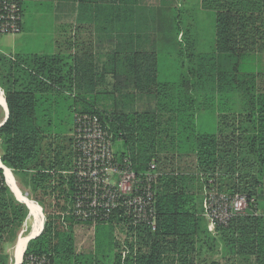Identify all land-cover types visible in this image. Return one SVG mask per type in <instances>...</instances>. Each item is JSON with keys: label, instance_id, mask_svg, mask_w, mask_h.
<instances>
[{"label": "trees", "instance_id": "16d2710c", "mask_svg": "<svg viewBox=\"0 0 264 264\" xmlns=\"http://www.w3.org/2000/svg\"><path fill=\"white\" fill-rule=\"evenodd\" d=\"M16 1L22 9L21 1ZM166 1L159 10L163 12L159 40L167 41L164 30L169 23V32L181 44L178 54L186 63V73L177 80H160L154 51L126 53L120 62L125 71L119 68L121 77L126 68L130 70L135 88L140 82L148 84L152 108L139 111L120 105L123 95L131 102L135 93L120 92L116 82L105 80L108 74L117 77L118 69H102L105 78L99 85H83L84 93L73 94L74 79L67 77L73 69H66L64 57L31 55L23 66L0 57L9 64L7 73L0 74L9 107V117L0 127L1 160L28 181L23 179L33 195H40V199L33 197L39 204L47 197L56 201L47 204L56 210L45 212L43 229L28 241L21 264H29L31 255L44 258L45 264H195L191 255H199L196 244L203 238L218 245L203 223L201 207L199 213L195 209L193 190L198 181L218 192L243 194L249 202L253 199L246 214L215 231L224 242L227 235V243L234 244L227 262L264 264V214L254 211L264 177V0H199L200 8L214 15L215 49L210 53L193 52L190 29L183 33L180 26H173L182 17L184 5L179 8L176 0ZM107 58L112 60L113 55ZM82 71L84 77L93 73L87 68ZM233 96L238 97L239 111L216 113V127L211 131L199 128V111L212 105L215 97L230 100ZM77 113L98 116L113 143H119L117 155L127 157L137 174L147 171L150 163L156 164L154 231L134 225L119 213L108 222L94 223L97 229L124 224L136 234L128 244L130 253L123 259L118 254L110 263L111 241L106 250L96 244L86 255L77 254L75 248L73 224L91 223L73 217L74 176L63 173L74 158L67 133ZM186 157L194 159L191 172L162 167L167 158L174 162ZM0 178V264H13L8 250L25 224L28 208L4 182L2 169ZM238 224L243 230H237Z\"/></svg>", "mask_w": 264, "mask_h": 264}, {"label": "crops", "instance_id": "0c3cea01", "mask_svg": "<svg viewBox=\"0 0 264 264\" xmlns=\"http://www.w3.org/2000/svg\"><path fill=\"white\" fill-rule=\"evenodd\" d=\"M20 1L22 3L23 10L25 9V7H27L26 4L31 2L47 5L44 10H46L45 12L48 13L49 18L55 21L53 25V32L51 34V40L49 43L50 50L44 52L36 45L31 44L27 37L29 35L25 33L22 34L23 32V24H22V30L19 34L0 35V57H3L7 61H16V63L20 64L21 66H23V61L29 58V56L31 55H37V56L56 55V56L64 57L65 61L67 62L66 69L68 70L70 69V67H72L73 69L71 75H69L70 72L67 73V77L69 80L74 79L73 94H75V93L85 92V87H83V85L89 84L90 88H92V85L95 83L99 85L101 80L105 78L102 75L103 72L102 69L105 68V61L107 57H109L111 54L113 55V59L111 60L113 61L112 68L114 70H117V67L120 68L121 66L120 62L122 61L123 57L127 52H132V51L155 52L154 46L156 45L157 35L159 33V29H158L159 16L163 13L161 12V14H159V10H161L162 7L160 5L166 0H20ZM176 1H180V0H176ZM166 2H169V0H167ZM123 3H128V4L135 3V4L125 5ZM166 12L168 15V10H166ZM2 61L3 60L0 61V74L2 71L6 72L7 68L9 67L8 62L2 63ZM82 68L91 69L93 73L89 72L86 75L87 77H84ZM115 73L117 72L115 71ZM109 75L112 76L111 74H108L105 78L106 81H108ZM108 82L110 83V81ZM0 97H1L0 100V127H1L9 117V107L6 101L5 90L1 85H0ZM130 104L132 105L131 102ZM134 109L138 110L136 109V107ZM228 110L229 108L226 107L225 111ZM215 114L214 117L216 121ZM72 131H73V124L71 125L70 130L67 133V135L71 138V142H72ZM2 156H3V149L0 146V166L3 167L0 169L4 170L5 168H7L11 172V176L14 180V183L17 185L21 193L29 197V194L25 192L21 184L22 179L20 177H17L10 168H8L3 164L1 160ZM71 167L67 170H64L63 173L69 174ZM7 186L10 188L15 198L18 201H20L16 197V194L8 185V183ZM25 186L29 188V186L27 185ZM31 200L35 201L39 205L41 212H44L43 204L44 205L49 204L50 206L51 204H54L56 202L53 197H47L45 202L42 204H39V202L34 200L33 197ZM48 210L50 212V211H55L56 209L54 207H51L48 208ZM31 216L32 215L28 208V216L26 218L25 224L28 222V220L30 219L32 220ZM42 218H43L42 222L40 226H38L35 218L33 217L34 222L36 224L35 232H39L41 228L43 229V225L45 221V216L43 215V213H42ZM88 224L95 225L94 223H88ZM33 225L34 224L31 221V225L30 227H28V232L23 237H27L28 235L30 236L32 234L31 229ZM207 228L208 230H210L209 226H207ZM20 238L21 237H19V239ZM14 246H13V253H14ZM93 251H94V247L91 252ZM13 253H11L12 263H14Z\"/></svg>", "mask_w": 264, "mask_h": 264}, {"label": "rangeland", "instance_id": "374dc122", "mask_svg": "<svg viewBox=\"0 0 264 264\" xmlns=\"http://www.w3.org/2000/svg\"><path fill=\"white\" fill-rule=\"evenodd\" d=\"M184 5V11L182 17L177 22L173 23V26H180V28L183 30L181 32L184 33L185 29L189 30V40L193 42L194 48H192L193 52L195 53H210L212 50L215 49V22H214V15L210 11L202 10L199 6L198 0H180L177 1V6L179 8H182ZM27 7L22 12V24H23V32L22 34H28V39L31 44L36 45L44 52H47L50 50L49 43L51 40V34L53 32V25L55 21L49 18L48 13H46L44 10L47 5L45 4H37L35 2L27 3ZM43 9V10H42ZM42 11V12H40ZM109 11V9H108ZM133 11V10H132ZM169 23H166L167 27L165 28V34H166V40L165 42H162L159 40V37L161 38V33L157 35V41L155 47V52L157 53L158 57V73H159V79L160 80H177L181 76L186 73V63H184V60L182 61L181 58H179V49L181 48V44L177 42L176 36L173 33L169 32ZM159 36V37H158ZM171 36V42L169 43L168 38ZM184 34L181 38H183ZM192 50H189L191 52ZM135 52V51H132ZM127 52V53H132ZM112 55V54H111ZM110 55V56H111ZM123 60V59H122ZM113 67V61L110 59H106L105 61V68L110 71ZM119 70V67H117ZM120 69L123 71L125 69L124 66H120ZM125 71V70H124ZM131 73L128 68H126V75L121 77L120 70L118 73V76L113 78L112 76H108V81L110 83L116 82L118 90L123 93H130L134 95V98L132 99L131 103L132 105H128L130 103V100L123 95L119 101L120 105L127 109H136L138 110H144L146 108H152L154 105V99L151 96H148V84L144 82H140L139 88H135V84H132V80H135L133 75L128 74ZM112 75V74H111ZM141 94V95H140ZM198 99L200 95H197ZM214 102L209 107H206V109L201 110V112H198V121L197 124L199 128L206 131H211L214 127H216L215 123V117L214 114L222 112H232V111H239L240 104L237 96H233L232 99L226 100L222 99L219 100L218 97H215L212 99ZM201 101H204V99H201ZM207 103V102H206ZM134 107V108H133ZM229 108L228 111H225V108ZM229 117V116H228ZM228 131V130H227ZM119 143H114V150H118ZM170 157V156H169ZM194 159L192 157H186L184 159L176 160L174 162L171 161V159L167 158L164 163L162 164V167L164 169H170L172 166H175V168H178L180 170L191 172L194 168ZM23 177L21 184L23 186V189L27 194H29V198L32 199L35 195H32V190L27 188L25 185H27L28 181ZM207 189V186L200 181L196 183V186L194 187V204L195 209L199 213L200 207L202 204V200L204 197V193ZM258 194L259 197L256 198V213L257 214H264V177L260 181V186L258 187ZM42 196V195H41ZM36 199H40V195L37 193V196H35ZM28 207V205H27ZM48 205L43 204V215L45 216V212H49ZM30 210V208H29ZM31 211V210H30ZM32 215V211H31ZM32 220H28L26 224H24L23 228L21 229L16 241L19 240V237H23L28 232V227L32 223L35 225L34 219L31 216ZM207 228V224L205 223V219L202 218ZM67 224V223H66ZM34 225L32 228H34ZM98 226L91 225L88 223H75L72 226V231L74 232V238H75V248L77 254H83L86 255L88 252H91L93 250V247L96 246V244L104 245V248L109 246L111 241V246L113 248L110 249V252L108 257V262H112L116 255L119 254V256L123 259L128 255L129 246L131 242L133 243L135 240V232H131L128 227H126L124 224H114V225H100V229H97ZM237 230L241 231L242 224L237 225ZM97 229V230H96ZM208 230V228H207ZM100 231L99 235L97 236L98 232ZM212 237L217 238V243L207 239L203 238L198 244H196V248L198 246L199 255L196 253H193L191 256L194 258L195 264H238L237 262H227L225 259L228 253L230 252L229 248L231 246H234V244H228L227 239L228 236L224 235L225 242L222 240V235L220 232L216 231H210ZM15 241V243H16ZM19 242V241H18ZM14 243V245H15ZM13 245V246H14ZM13 246L11 249H9V253H13ZM18 248V245H17ZM136 248L134 250L136 251ZM104 250V251H105ZM109 250V249H108ZM107 250V251H108ZM17 256H18V249H17ZM111 253V254H110ZM178 258V257H177ZM164 263H166L164 261ZM14 264V263H13Z\"/></svg>", "mask_w": 264, "mask_h": 264}, {"label": "built area", "instance_id": "2783aa9c", "mask_svg": "<svg viewBox=\"0 0 264 264\" xmlns=\"http://www.w3.org/2000/svg\"><path fill=\"white\" fill-rule=\"evenodd\" d=\"M21 30L20 4L16 0H0V35H15ZM72 146L74 158L69 174L74 176L73 217L80 222L97 223L108 222L119 213L134 225L154 231L156 164L150 163L147 171L137 174L127 157L117 155L112 134L94 114L74 115ZM3 178L7 184L4 170ZM2 184L0 178V188ZM250 202L246 195L218 192L210 186L204 193L201 215L209 229L215 231L217 226H227L236 216L246 214ZM28 260L29 264H45L44 258L33 255Z\"/></svg>", "mask_w": 264, "mask_h": 264}, {"label": "bare ground", "instance_id": "6f19581e", "mask_svg": "<svg viewBox=\"0 0 264 264\" xmlns=\"http://www.w3.org/2000/svg\"><path fill=\"white\" fill-rule=\"evenodd\" d=\"M0 100H1V97H0ZM4 171H5V178L7 180L8 185L14 191V193L16 194V197L20 201L24 202V204L28 205V207L32 211V216L35 218V220L37 222V225L40 226L43 218H42V212L40 211L39 205L35 201L31 200L29 197H27L21 193V191L19 190L17 185L14 183V180L11 176V172L7 168H5ZM35 225H34V228L31 229L32 230L31 232L34 234L37 233V232H35ZM31 232H30V234H31ZM28 237H29V235L27 237H23L19 242H17L18 248H16V251L18 249V256H17L18 262L20 261L21 254L23 252V249L25 247V243H26Z\"/></svg>", "mask_w": 264, "mask_h": 264}, {"label": "water", "instance_id": "95a60500", "mask_svg": "<svg viewBox=\"0 0 264 264\" xmlns=\"http://www.w3.org/2000/svg\"><path fill=\"white\" fill-rule=\"evenodd\" d=\"M0 168H3V167L0 166ZM26 206H27V205H26ZM28 208H29V207H28ZM30 213H31V211H30ZM41 231H42V228H41V230H40L39 232H37L36 234H33V233H32V234L28 237V239H27V241H26V243H25V247H24V249H23V252H22V254H21V257H20V261H19V262L17 261V252H16L17 242H18V241H16V244H15V246H14V253H13L14 264H21V263H22V261H23L24 251H25V249H26V246H27L28 241H30L31 239L37 237V236L41 233Z\"/></svg>", "mask_w": 264, "mask_h": 264}]
</instances>
